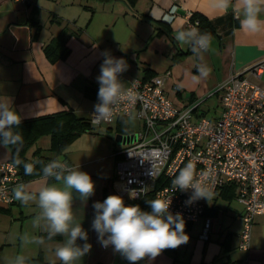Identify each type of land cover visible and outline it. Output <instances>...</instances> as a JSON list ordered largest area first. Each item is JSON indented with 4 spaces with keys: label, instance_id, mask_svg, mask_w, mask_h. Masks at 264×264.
Listing matches in <instances>:
<instances>
[{
    "label": "crops",
    "instance_id": "1",
    "mask_svg": "<svg viewBox=\"0 0 264 264\" xmlns=\"http://www.w3.org/2000/svg\"><path fill=\"white\" fill-rule=\"evenodd\" d=\"M191 14L220 21L211 50L199 57L189 45L175 39L178 31L185 30ZM63 31L69 55L50 63L44 48ZM104 52L126 60L128 70L120 74L125 88L134 79L149 80L170 72L165 95L178 108L200 106L235 75L264 87V74L257 81L248 73L252 66L264 63V32L239 30L233 10L224 13L213 7V0H137L133 7L126 0H0V101L11 103L21 121L71 111L90 122L99 103L97 77ZM200 64L207 65L211 72L197 80ZM199 106L197 113L201 116ZM125 120L117 119L104 124V128L90 124L92 130L82 133L58 157L70 168L88 173L95 184L94 195L86 202L73 192L74 216L88 233V240L78 239L77 244L92 246L75 264H130L114 248L102 250L92 228L93 204L118 195L113 186L115 169L126 145H119L116 137L124 136L121 128ZM46 133L28 148L26 158L33 160L38 150L48 157L51 140ZM11 159L10 149L0 144V164ZM44 183L43 176L24 182L32 190ZM47 183L56 181L48 179ZM219 193L222 190L213 196ZM213 196L210 201L204 199L203 216L185 231L189 236L186 244L137 264H264V216L256 217L250 250L244 252L239 249L243 207L234 195L232 201L240 210H222ZM124 202L125 206L136 205ZM214 207L219 208L216 214ZM39 211L35 203L24 205L16 200L11 207L0 208V264H11L17 255L24 256L25 261L62 264L55 249L65 238H44L48 234L43 227L33 225ZM206 223L209 233L204 241L201 236ZM25 234L43 238L44 243L24 245L20 237Z\"/></svg>",
    "mask_w": 264,
    "mask_h": 264
},
{
    "label": "built area",
    "instance_id": "2",
    "mask_svg": "<svg viewBox=\"0 0 264 264\" xmlns=\"http://www.w3.org/2000/svg\"><path fill=\"white\" fill-rule=\"evenodd\" d=\"M193 27L188 23L185 30ZM248 73L260 81L264 63L252 66ZM169 76L167 71L149 80L134 79L126 89H134L137 99L119 102L107 119H95L93 114V126L127 118L143 124L142 131L120 153L113 186L127 202H139L150 193L154 199L171 198L169 212L180 213L185 223L193 224L204 214V198L187 203L192 190H173L171 183L191 161L198 179L213 194L225 187L235 189V201L243 207L239 249L248 252L254 221L264 216V87L244 76H231L217 91L221 92V114L206 119L197 113L199 104L178 108L166 97ZM160 178L164 182L156 190ZM18 183L23 182L17 167L10 161L1 163L0 208L15 203L12 190ZM132 190L137 193L135 199L129 197ZM208 227L206 223L204 241L208 240ZM111 248L101 246L104 251Z\"/></svg>",
    "mask_w": 264,
    "mask_h": 264
},
{
    "label": "clouds",
    "instance_id": "3",
    "mask_svg": "<svg viewBox=\"0 0 264 264\" xmlns=\"http://www.w3.org/2000/svg\"><path fill=\"white\" fill-rule=\"evenodd\" d=\"M213 7L227 13L231 8L239 20V30L248 33L264 32V0H213ZM175 39L180 44H187L191 51L200 56L212 48L210 33H201L197 28L178 31ZM105 57L100 66V75L97 81L99 103L95 105V119H107L112 114L113 107L121 101H134L138 93L132 88H125L119 79L120 74L128 70V64L123 58H115L108 52L102 53ZM199 77L207 78L211 69L205 65H198ZM133 81L131 84H135ZM21 123L20 115L11 103L0 101V144L4 147L20 146L24 137L14 127ZM21 161H17V164ZM42 163V162H38ZM26 175L35 172L34 163H25ZM45 183L38 189L32 190L28 184L18 183L12 190L13 199L24 205L35 203L39 213L34 217L33 225L43 227L48 238L63 236L64 242L55 249V256L62 264H75L76 261L91 250V244H77V240H88V233L83 230L81 223L76 221L72 203L73 192L79 194L82 201H87L94 195L95 184L91 176L79 169L70 168L60 158L54 159L42 168ZM48 179L56 183L48 184ZM173 190H192L187 203L204 198L211 200L212 191L197 177L195 165L190 161L172 180ZM137 193H129L135 199ZM151 211L141 210L139 205L125 206L123 197L109 195L103 202H95L93 208L95 217L92 228L98 234V240L104 247L113 246L114 250L126 258L130 264L149 258L155 259L166 249H176L189 241L185 233V221L180 213L173 215L169 212L171 198H155L148 201ZM22 243H44L43 238L29 237L27 234L20 237ZM11 264H25V257L17 255Z\"/></svg>",
    "mask_w": 264,
    "mask_h": 264
},
{
    "label": "trees",
    "instance_id": "4",
    "mask_svg": "<svg viewBox=\"0 0 264 264\" xmlns=\"http://www.w3.org/2000/svg\"><path fill=\"white\" fill-rule=\"evenodd\" d=\"M128 4L133 7L137 0H126ZM220 21H209L205 17L199 14H191L188 23L194 25L201 33L207 32L213 36L216 33L217 25ZM38 29L39 27L35 25ZM65 34L63 31L58 37L54 38L45 48L44 54L46 59L50 63H56L60 60H65L69 55V50L65 43ZM204 116V115H201ZM91 123L87 120L77 118L71 111L63 112L56 115L45 116L33 120L21 121L18 127H14V131H18L24 137V143L20 146H8L11 151L12 162L18 169L19 176L22 182H27L34 178L42 176V168L54 159H57L65 149L70 146L82 133L91 131ZM47 132L50 135V147L48 154L53 157L43 155L41 150L34 153V159L30 160L26 158L25 154L28 148L34 143V141L42 134ZM46 133V134H47ZM17 161L21 163L17 164ZM42 162V163H38ZM25 163H34L35 172L32 175H26L24 171ZM55 181L54 179H50ZM164 179L160 178L156 184V190L160 189L163 185ZM218 193V192H217ZM219 195L225 200L231 201L235 195V189L233 187H225L222 193ZM154 199V193L148 194L143 200L135 202L139 205L143 211H151V207L148 203L149 200ZM214 209L213 214H216L218 209ZM191 224L185 223V231ZM49 239L48 236L44 237ZM174 249H166L164 251H173ZM25 264H42L40 259H29L25 261Z\"/></svg>",
    "mask_w": 264,
    "mask_h": 264
},
{
    "label": "rangeland",
    "instance_id": "5",
    "mask_svg": "<svg viewBox=\"0 0 264 264\" xmlns=\"http://www.w3.org/2000/svg\"><path fill=\"white\" fill-rule=\"evenodd\" d=\"M161 75V74H160ZM218 89L213 91V97H210L208 99H205L203 102H201L199 106V110L201 113H203L204 117L206 119H214L218 117L221 114L222 108L219 104V97L221 96V92H218ZM169 97L170 99H173L172 94ZM177 102V101H176ZM175 102V103H176ZM179 105V103H176ZM104 128V125H101ZM126 129V130H125ZM143 129L142 122L136 120L135 118H127L124 123L121 130L123 131L124 136H130L132 139L136 137V135L141 132ZM125 130V131H124ZM43 139V137H42ZM41 140V138L39 139ZM134 143V142H133ZM213 199L217 202V205L222 209H230V210H240L239 205L233 200L228 201L222 198L220 195L213 196Z\"/></svg>",
    "mask_w": 264,
    "mask_h": 264
},
{
    "label": "water",
    "instance_id": "6",
    "mask_svg": "<svg viewBox=\"0 0 264 264\" xmlns=\"http://www.w3.org/2000/svg\"><path fill=\"white\" fill-rule=\"evenodd\" d=\"M132 140L133 139L130 136L126 137V136L119 135V136L116 137V142L119 145H121V144H125V145L130 144L132 142Z\"/></svg>",
    "mask_w": 264,
    "mask_h": 264
}]
</instances>
